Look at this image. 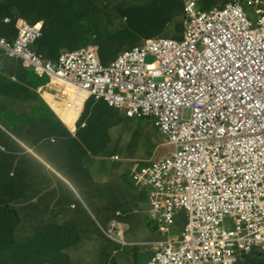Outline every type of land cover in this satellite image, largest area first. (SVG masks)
Returning a JSON list of instances; mask_svg holds the SVG:
<instances>
[{
	"label": "clouds",
	"instance_id": "9594fccd",
	"mask_svg": "<svg viewBox=\"0 0 264 264\" xmlns=\"http://www.w3.org/2000/svg\"><path fill=\"white\" fill-rule=\"evenodd\" d=\"M204 2L205 0H183V5L176 4V7L168 9L172 26L163 27L160 33L150 36L139 35L131 48L122 50L108 63L101 60L99 48L94 44L64 51L57 60L47 58L43 52L35 49L43 36L42 21L29 24L27 20L19 17L15 24L17 35L13 41L0 35V39L13 47L19 36L20 22L28 26L39 25L41 35L31 43L30 49L33 54L42 56L46 62L56 66L65 54L91 50L102 68L110 69L119 65L126 71L125 90L116 87L107 89L108 99L106 96L97 98L58 76L39 75L23 58L10 55L9 51L0 46L3 55L20 62L29 75L39 80H47L36 91L38 93L39 88L42 90L38 93L41 100L73 137L78 129L75 133L71 132L70 127L46 100V94L62 103H71L74 100L73 95L70 96L67 92L69 89L75 94V100L76 96H83L79 114L84 113L82 109L84 106L86 108L88 101L94 100L122 112L127 119L151 118L164 139L161 145L173 149L166 156L156 159L152 158L155 154L153 150L150 159L138 160H146L143 165H139L138 161L132 159L135 157H121L122 153L112 152L117 146L113 147L109 151L110 155L100 159L103 160V166L107 160L119 164L111 173L114 180L104 181L102 186L93 184V209L81 201L85 206L82 211L102 233L101 236L97 230L94 238L101 237L121 247L113 251L112 257L117 258L120 250L124 248L154 250L150 259L129 264H210L198 263L194 258L205 235L216 236L218 229L222 228L238 231L237 224L224 211V201L220 198L223 190L230 192L233 197L241 195L251 205L264 208V90L254 93L249 100L239 97L214 99L211 96L213 89L223 81L218 71L229 74L232 68L240 69L255 58L263 60L258 68L264 67V0H224L208 8L204 6ZM245 4L252 8V12L244 9ZM224 10L230 12L217 29L221 31L226 47L219 50L216 48L215 38L213 44L204 40L209 29L202 13ZM180 12L181 17L178 15ZM9 20L6 19V22ZM151 28L152 25L148 27ZM170 31L175 34H170ZM149 57L154 58L152 63L147 61ZM185 61H190L192 65L188 66ZM9 80L18 81L15 77ZM59 88L62 90L58 91ZM86 126L83 123V127ZM17 142L27 152L35 155L34 150L19 140ZM117 151H120L119 148ZM35 157L42 165L49 167L44 160L36 155ZM49 168L53 171L52 184L46 189L52 194L54 180L61 173L53 170L51 166ZM104 168L108 169V165ZM124 168L126 172L121 178L128 185L133 183L140 191L139 203L135 202L128 209L124 205L113 204L105 210V204L100 202L99 197L106 186L108 194L111 191L109 200L115 202L126 198V186L117 185L120 183L119 173ZM130 169L133 173L128 176ZM37 200L32 199L34 203ZM69 206L72 209L76 207L74 203ZM51 207L52 203L49 208ZM75 212L72 216L81 218ZM112 212L113 218L103 224V219L110 218ZM62 216L71 219V226L79 227L77 232L71 233L70 225L62 226L54 222L48 230L41 231L44 235V263L48 261L45 257L59 256V251L63 255L67 253L71 256L72 244L67 243V247L61 244V241L67 240L64 234H70V237L74 234L82 240L83 229L80 224L68 214L67 209ZM179 217L184 220L181 230L176 227ZM141 218L145 221L149 219L153 223L158 240L142 245L127 240L126 235L135 229L133 222L137 224ZM258 233L263 235V240L258 244L251 243L248 249H239L236 246L231 264L244 261L253 253L264 258V230L259 228L257 235L250 237L255 240ZM240 236L249 235L243 230ZM88 242L93 249L97 247L91 239ZM76 264H93V261L84 262L80 258ZM114 264H123V260Z\"/></svg>",
	"mask_w": 264,
	"mask_h": 264
},
{
	"label": "trees",
	"instance_id": "16d2710c",
	"mask_svg": "<svg viewBox=\"0 0 264 264\" xmlns=\"http://www.w3.org/2000/svg\"><path fill=\"white\" fill-rule=\"evenodd\" d=\"M219 1L224 0H205L204 6L208 8L218 4ZM176 4L183 5V0H155L153 3L144 0L141 4H137L135 0H0V35L8 41H13L17 35L15 24L19 17L27 20L29 24L42 21L43 36L37 46L41 47L38 51L43 52L47 58L57 60L64 51L94 44L99 48L101 60L108 63L122 51L124 45L131 48L139 35L150 36L160 33L164 27L161 18L166 13V8H174ZM160 6H164L165 9L162 10ZM7 17L10 19L9 22L5 21ZM148 21L152 24L151 29L144 26ZM115 23H117L116 29L113 28ZM46 81L26 74L25 77L18 79L17 91H21L19 82L24 84L22 90L27 92V99L21 95L23 100L20 103L0 101V211H5L8 218V213L10 214L13 225L15 222H22L24 214L21 210L29 218L36 216L52 218L49 207L54 199L46 188L51 187L52 184L53 171L49 167L57 170L59 166L54 160L63 159V167L67 169L66 174L74 180L82 175H89L95 169H100L103 165L100 157L111 154L109 151L105 152L110 148L109 131L105 128L102 130L98 122V117L111 116V111L106 110L98 116L95 115L87 123L90 129L82 131L79 128L73 137L36 91ZM2 84L0 88L5 85ZM0 91L6 97L3 90ZM18 140L34 150V154L49 164V167L42 165L35 155L27 152L17 142ZM94 142L102 145L88 146ZM83 153L88 156L80 162L79 157ZM51 157H53L52 162ZM107 161L104 166L119 165ZM32 198L38 200L29 212L25 209L33 207ZM65 200L66 195L59 198L60 202ZM20 205L24 207H19ZM79 216L87 217L91 222V226H88L91 229L89 238L99 249L97 254L99 258L91 259L93 264L119 263L121 259L132 256V253L140 252V247L134 250L124 248L120 250L117 258L112 257L113 251L121 247L101 237L94 238L97 230L102 236L97 225L95 226L84 211H81ZM112 216H114L113 212L110 218L105 217L102 223L105 224L107 220L113 218ZM78 227V225H70L71 233L77 232ZM22 231L23 229L12 233L13 245L17 244L15 234ZM64 235L66 239L70 237V234ZM68 242L70 245H78L81 241L76 239L74 244L71 240H64L61 244L67 247ZM59 253L57 257H45L48 260L45 263L73 264L72 258L67 253L65 255L60 251ZM236 264H264V261L253 253Z\"/></svg>",
	"mask_w": 264,
	"mask_h": 264
},
{
	"label": "crops",
	"instance_id": "0c3cea01",
	"mask_svg": "<svg viewBox=\"0 0 264 264\" xmlns=\"http://www.w3.org/2000/svg\"><path fill=\"white\" fill-rule=\"evenodd\" d=\"M136 3L141 4L144 0H135ZM147 1H155V0H147ZM176 7V5H175ZM160 8L163 10L165 9L164 6H160ZM181 17V12L178 14ZM152 17V15H151ZM6 19H9L7 17ZM5 19V21H6ZM126 19V17H125ZM161 20L164 22V28L167 26H172L173 23L170 13L168 9L166 8V13L163 15ZM106 21V20H105ZM151 22L148 21L147 25L144 24L145 27H151ZM114 29L117 28V23L113 26ZM170 34H175L174 31H170ZM40 46H35V49H40ZM26 74L28 75V72L22 67L21 63L14 60L9 59L3 55V53L0 51V84L4 83V87L0 88L5 93L4 97L3 94L0 91V101H6L9 100L12 103H20L23 99L21 95H24V97L27 99V92L22 90V87L24 84H21L19 82L18 86L20 87L21 91H17V82L10 81L9 79L11 77H15L16 79H20L22 77H25ZM22 80V79H21ZM8 83V84H7ZM0 86H3L0 85ZM62 89L59 88L58 91H61ZM42 91L40 88L38 90V93ZM86 108L85 106L82 109V112L80 113L77 120L75 121V124L73 128H70L72 133H75L77 129H81L82 131L89 130L90 128L88 126L83 127V123H87L92 120V118L96 115L98 116L99 113H102L106 110L111 111V116L99 118L98 122L100 128L103 130L104 128L109 131L111 142L108 146V150L105 152L111 151L113 147H116L118 145V142L124 137L123 131L118 128L120 124H122V118L124 117V114L118 110L112 109L108 107L104 102H95L94 100H90L87 102ZM85 109V110H84ZM92 145H102L100 143H91L88 146ZM116 145V146H114ZM88 155H85L84 153L79 157V161L83 162ZM135 159V162H137L139 159H145L144 156L138 157V158H132ZM50 161H53V157H51ZM55 162L59 163L58 171L62 174H57V178L54 180V186L52 190V197L54 201L52 202V218H45V217H32L29 218L26 216L25 212L21 210V213L24 214L22 217V222H15L14 225L10 221V214L9 218L6 217L5 211H0V264H46L44 263V253H43V243H44V235L41 234V231L48 230L50 224L52 223H58L62 226H68L70 225V218H65L62 216V213L67 209L68 214L77 221L80 226L83 229L82 232V240L81 242L75 247L71 246V256L73 258V262L76 264L77 259L83 258L84 262L91 261L93 257L99 258V256L94 255L95 252H98L99 249L96 247L93 249L91 247V244L88 242L90 240L89 238V231L90 229L88 226H91V222L88 220L87 217L85 218H74L72 215L73 213L79 214L82 209H85V206L82 204L81 201L85 203V205H89L92 208V202L93 199V184L96 186H102L103 178L102 177H95L96 181L94 180V177L92 176V172L89 175H82L74 180H72L65 171V167H63V159H57L54 160ZM146 162V160H145ZM99 163V162H97ZM100 169H104V166ZM122 173H119V180L117 185L126 186L124 197L125 199L117 200L115 202L109 200V194H108V187L106 186L105 189L102 192V196H100V202H104L105 204V210H108L111 205L113 204H121L124 205L125 209L131 208L135 202L139 203V195L140 191L137 189V187L134 186L133 183H130L129 185L123 181L121 177H124L123 175L126 172V168H124ZM133 173V171L131 172ZM65 177H64V176ZM118 177V176H116ZM115 177V178H116ZM65 180H64V179ZM108 179V176L105 177ZM124 192V190H123ZM63 195H66V200L64 202H60L59 198ZM142 197V196H141ZM33 199V198H32ZM99 202V199H98ZM75 204V208H71L70 204ZM33 207H30L28 209H25L30 212L36 205L32 201ZM88 206V207H89ZM19 207H24V205H20ZM1 208V207H0ZM21 209V208H20ZM93 209V208H92ZM105 220V219H103ZM141 224V225H138ZM137 224L133 222V225L135 226L134 231L128 233L126 235L127 240L129 242H137L136 245H142L144 243H149V241H155L158 240V234H156V229L153 226V223L149 221H145L144 218H141ZM184 224V220L182 218H178L176 227L178 230H181ZM19 225V227H18ZM23 229L21 233L15 234V238L17 240V244H12V233L20 231ZM13 231V232H12ZM75 239H79L74 234H71V237L67 238V241L71 240V242L74 243ZM88 243V248L84 249L85 245L80 246L82 243ZM69 243V242H68ZM79 253V254H78ZM154 254L153 249H141L139 253H132L131 258L125 257L123 260V264H129L134 263L138 261H144L150 259ZM57 257V256H56ZM96 259V260H97ZM63 260V259H62ZM60 260V262L62 261ZM131 260V262H130ZM48 264V263H47Z\"/></svg>",
	"mask_w": 264,
	"mask_h": 264
},
{
	"label": "built area",
	"instance_id": "2783aa9c",
	"mask_svg": "<svg viewBox=\"0 0 264 264\" xmlns=\"http://www.w3.org/2000/svg\"><path fill=\"white\" fill-rule=\"evenodd\" d=\"M229 12L224 10L213 11L210 14L202 13L209 29L204 40L213 44V38H215L217 40L216 48L219 50L226 47V44L221 31L217 28L224 22ZM18 27L19 36L13 47H10L2 39H0V46L9 51L10 55L23 58L25 63L33 66L39 75L58 76L64 81L72 83L78 89L81 88L96 95L97 98L106 96L108 99L107 89L115 87L120 90L126 89V71L122 66L114 65L110 69L102 68L91 50L65 54L60 58L58 65H52L46 62L42 56L33 54L30 49L31 43L41 35L40 28L28 26L24 22H20ZM185 63L188 66L192 65L190 61H185ZM262 63V59L255 58L240 69L232 68V72L229 74L222 70L218 71L223 81L213 89L211 96L214 99L225 100L234 97L252 99L254 93L264 90V67L258 68V65ZM220 198L224 201L226 215L232 217L237 224L238 231L217 228L216 236L205 235L194 257L198 263L231 264L236 246L239 249H248L251 243L258 244L263 240V235L260 233L255 240H252L250 236H256L259 228L264 230V208L251 205L241 195L233 197L226 190L221 192ZM243 230L247 231L249 236H240Z\"/></svg>",
	"mask_w": 264,
	"mask_h": 264
},
{
	"label": "rangeland",
	"instance_id": "374dc122",
	"mask_svg": "<svg viewBox=\"0 0 264 264\" xmlns=\"http://www.w3.org/2000/svg\"><path fill=\"white\" fill-rule=\"evenodd\" d=\"M244 9L248 12H252V8L245 4ZM128 45H124L123 49H126ZM149 63L154 61V58L149 57L147 60ZM68 92V91H67ZM68 114V112H67ZM124 133V139L122 138L112 152H120L123 155L121 157L130 156V157H141L144 156L146 159L151 158V154L153 150H155V154L152 157L153 159L162 158L166 156L173 149L171 147H164L161 143L164 141L161 134L158 132L156 127L154 126L153 120L151 118H134L127 119L125 116L122 118V124L119 127ZM116 146V145H114ZM119 148L120 151H117ZM125 155V156H124ZM139 165H143L145 161L140 160L137 162ZM113 167L108 165V169H95L92 171V176L96 181L95 177H102L104 181H112L111 173L113 172ZM131 168V167H129ZM131 173V169L127 172L129 176ZM108 176V179L105 177ZM97 182V181H96ZM85 245L84 249L88 248V243H82L80 246ZM98 252H95L94 255H97ZM260 259H264L263 257H258Z\"/></svg>",
	"mask_w": 264,
	"mask_h": 264
},
{
	"label": "bare ground",
	"instance_id": "6f19581e",
	"mask_svg": "<svg viewBox=\"0 0 264 264\" xmlns=\"http://www.w3.org/2000/svg\"><path fill=\"white\" fill-rule=\"evenodd\" d=\"M53 85H55V83ZM68 93L70 96L73 95V98L75 100V94H73V91L71 89L68 90ZM82 97L83 96H79V97L76 96V100H75L76 102L73 100L71 103L69 102L62 103L57 100H54V98L49 94L45 95V98L48 101V103L53 107V109L56 111L59 117L64 121V123L68 125L70 128H73L74 123L81 110Z\"/></svg>",
	"mask_w": 264,
	"mask_h": 264
},
{
	"label": "snow or ice",
	"instance_id": "6c2138e0",
	"mask_svg": "<svg viewBox=\"0 0 264 264\" xmlns=\"http://www.w3.org/2000/svg\"><path fill=\"white\" fill-rule=\"evenodd\" d=\"M37 27H39V25H37Z\"/></svg>",
	"mask_w": 264,
	"mask_h": 264
}]
</instances>
